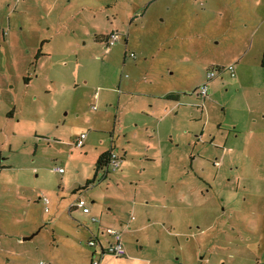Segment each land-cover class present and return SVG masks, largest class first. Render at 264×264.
<instances>
[{
  "label": "rangeland",
  "instance_id": "374dc122",
  "mask_svg": "<svg viewBox=\"0 0 264 264\" xmlns=\"http://www.w3.org/2000/svg\"><path fill=\"white\" fill-rule=\"evenodd\" d=\"M263 61L264 0H0V264H264Z\"/></svg>",
  "mask_w": 264,
  "mask_h": 264
},
{
  "label": "built area",
  "instance_id": "2783aa9c",
  "mask_svg": "<svg viewBox=\"0 0 264 264\" xmlns=\"http://www.w3.org/2000/svg\"><path fill=\"white\" fill-rule=\"evenodd\" d=\"M118 36L119 35L115 32L110 34V36L107 39V42L105 44L106 50L117 41ZM130 55L134 56L133 53H130ZM220 70L221 71L227 70L230 73V76H232V77L235 75L233 63L227 65V67L223 66V67H218L216 69L209 70L206 73V80L194 89L195 95L201 99V102H203V100L207 96L210 81L215 76V73H219ZM84 138H85V133H81L79 135V137L76 139L74 145L76 147H80L83 144ZM119 165H120L119 157L117 156L116 153H112L111 158H110V162H109V167L112 170H115L119 167ZM54 170L59 172V173H61L63 171L62 167H56ZM41 200L44 203V211L47 212L49 210V199L46 196H43L41 198ZM73 207L81 208V210L84 213H88L90 211V208L88 207L87 203L81 198H78L73 204H71L69 209H71ZM90 218L92 221H97V218L94 216H91ZM105 232L110 237V240L105 247H102V245L99 242V246L101 248L100 249L101 253L103 255H104V253H107V254H113L115 256H123L126 253V249H125L124 243L122 241V232L119 229H116L113 227H106ZM96 239L97 238L92 236L87 241V244L91 247L97 246L98 245L97 242L99 240L98 239L96 240ZM38 264H47V263L40 261ZM91 264H99V256H97V254L92 255Z\"/></svg>",
  "mask_w": 264,
  "mask_h": 264
},
{
  "label": "crops",
  "instance_id": "0c3cea01",
  "mask_svg": "<svg viewBox=\"0 0 264 264\" xmlns=\"http://www.w3.org/2000/svg\"><path fill=\"white\" fill-rule=\"evenodd\" d=\"M20 2L21 0H17V2ZM53 1H56V0H53ZM115 33H117V32H115ZM108 35V34H107ZM106 35V36H107ZM106 36H104V41H105V37ZM104 41H103V43H104ZM40 50V49H39ZM39 50H38V52L37 53H39ZM36 53V54H37ZM35 54V55H36ZM39 57V54H38V56L37 57H35V58H38ZM219 67H223V66H219ZM223 72L225 71V72H228L227 70H222ZM229 73V72H228ZM230 74V73H229ZM241 75V74H240ZM239 77V76H238ZM237 78V77H236ZM153 99L154 100H157V101H160V102H163L164 103V105H167V106H175V104L176 103H178L179 101H180V98H179V95L176 93V92H174V90L171 88V87H169V86H167V85H164V87H163V92L161 93V94H159V95H157V96H155V97H153ZM153 103H151L150 105H149V108L151 109V111H153ZM80 135V134H79ZM78 135V136H79ZM77 136V137H78ZM76 137V138H77ZM75 146V145H74ZM76 147V146H75ZM193 157L194 156H192L191 155V159H193ZM57 172V171H56ZM59 173V172H58ZM74 190H76V189H74ZM73 190V193L75 192ZM74 209H76V208H73L72 210H74ZM81 209V208H80ZM49 211V210H48ZM47 211V212H48ZM83 212V211H82ZM84 213V212H83ZM88 213H90V211L88 212ZM88 213H85V214H88ZM99 218V217H98ZM100 219V218H99ZM95 223H99V227L97 226V228H96V231L95 232H92L91 233V236L89 237V238H91L92 236H94L95 238H97L99 241H100V244L102 245V247H105L106 245H107V243L109 242V240H110V238H109V236L106 234V232H105V228L106 227H113V228H116V226H114V224L113 223H111V222H101V221H99L98 219H97V221H95ZM129 225V223H126V225H124V226H128ZM96 239V240H97ZM98 241V242H99ZM97 242V243H98ZM94 248V250L96 251V249L97 250H100L101 248H100V246L99 245H97V246H95V247H93ZM96 248V249H95ZM94 250H92V255L93 254H96V252L94 251ZM106 253H104V255H105ZM124 256V255H123ZM99 261H100V257H99ZM90 264H91V262H90Z\"/></svg>",
  "mask_w": 264,
  "mask_h": 264
},
{
  "label": "trees",
  "instance_id": "16d2710c",
  "mask_svg": "<svg viewBox=\"0 0 264 264\" xmlns=\"http://www.w3.org/2000/svg\"><path fill=\"white\" fill-rule=\"evenodd\" d=\"M114 33V32H112ZM110 33V34H112ZM109 35H107L105 37V41H104V45L106 44L107 42V39L109 38ZM39 53H37L35 55V57L38 56ZM132 56V55H131ZM264 65V61L262 62V66ZM264 67V66H263ZM79 137V136H78ZM77 137V138H78ZM85 137H86V134H85ZM76 138V139H77ZM85 139V138H84ZM83 144H84V140H83ZM83 144L80 146L82 147ZM112 153H116L117 156L119 157V160H120V164H121V161L123 160V155H124V152H122L121 150L117 149L115 146H113L112 144L110 145V148H108L107 150L101 152L99 154V156L97 157L96 161H95V164H94V174H93V177H91L90 179H86L85 181V185L84 187L88 186L90 183L94 182V179L97 175L98 172H100L102 174V176H107L109 175V172L110 171H113L110 167H109V162H110V158H111V155ZM120 166V165H119ZM116 170V169H115ZM75 208V207H73ZM71 208V209H73ZM92 222H95V221H92Z\"/></svg>",
  "mask_w": 264,
  "mask_h": 264
},
{
  "label": "water",
  "instance_id": "95a60500",
  "mask_svg": "<svg viewBox=\"0 0 264 264\" xmlns=\"http://www.w3.org/2000/svg\"><path fill=\"white\" fill-rule=\"evenodd\" d=\"M31 236H29V237H25L24 239H29Z\"/></svg>",
  "mask_w": 264,
  "mask_h": 264
}]
</instances>
